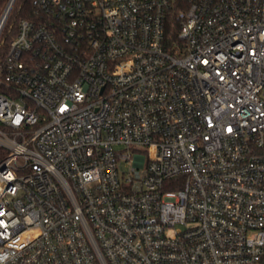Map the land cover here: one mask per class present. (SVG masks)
<instances>
[{
    "label": "built area",
    "instance_id": "built-area-1",
    "mask_svg": "<svg viewBox=\"0 0 264 264\" xmlns=\"http://www.w3.org/2000/svg\"><path fill=\"white\" fill-rule=\"evenodd\" d=\"M24 1L0 0V264H264V0Z\"/></svg>",
    "mask_w": 264,
    "mask_h": 264
},
{
    "label": "trees",
    "instance_id": "trees-1",
    "mask_svg": "<svg viewBox=\"0 0 264 264\" xmlns=\"http://www.w3.org/2000/svg\"><path fill=\"white\" fill-rule=\"evenodd\" d=\"M23 9H29V3L27 0H25L23 3ZM164 31V43L167 47H172L174 42L177 40V25L173 19H169L167 21Z\"/></svg>",
    "mask_w": 264,
    "mask_h": 264
},
{
    "label": "rangeland",
    "instance_id": "rangeland-1",
    "mask_svg": "<svg viewBox=\"0 0 264 264\" xmlns=\"http://www.w3.org/2000/svg\"><path fill=\"white\" fill-rule=\"evenodd\" d=\"M120 149H123V146L122 145H120V146H118ZM125 151V150H124ZM129 167V165H127L124 161L123 162H120L119 163V168L120 169H123V170H125V169H127Z\"/></svg>",
    "mask_w": 264,
    "mask_h": 264
}]
</instances>
